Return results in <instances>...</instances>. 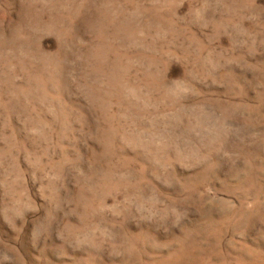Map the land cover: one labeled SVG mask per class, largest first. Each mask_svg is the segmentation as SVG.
<instances>
[{"label": "rangeland", "instance_id": "rangeland-1", "mask_svg": "<svg viewBox=\"0 0 264 264\" xmlns=\"http://www.w3.org/2000/svg\"><path fill=\"white\" fill-rule=\"evenodd\" d=\"M0 264H264V0H0Z\"/></svg>", "mask_w": 264, "mask_h": 264}]
</instances>
